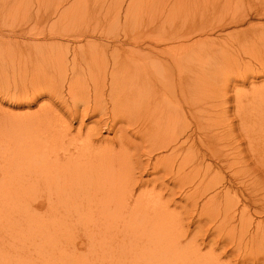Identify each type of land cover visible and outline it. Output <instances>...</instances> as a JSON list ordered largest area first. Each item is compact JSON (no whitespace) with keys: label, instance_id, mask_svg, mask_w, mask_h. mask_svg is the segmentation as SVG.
I'll list each match as a JSON object with an SVG mask.
<instances>
[{"label":"bare ground","instance_id":"6f19581e","mask_svg":"<svg viewBox=\"0 0 264 264\" xmlns=\"http://www.w3.org/2000/svg\"><path fill=\"white\" fill-rule=\"evenodd\" d=\"M17 1L18 0H16V2ZM110 1L109 2L112 3V8L110 5V7L104 5L106 8L101 6L105 8L104 11L101 12V16L105 13L109 15V8L112 10L114 9V13L111 11V18L108 16L110 19L107 21V25H104L102 31L100 32H102L104 35L111 34L113 36L114 34L112 25L117 26L123 22V40L126 41L125 43L132 42L134 49L130 52H125L122 49L124 45L123 42L117 43L116 41V43H114L112 46V52L108 53L107 55L105 54L106 57H104L102 54L100 56L98 54L99 52L96 53L97 50L95 49L98 48L96 41L88 40L87 46L89 48H87L88 50L86 52L78 53L77 51H74L72 57L73 69L71 70V74H78L75 70L77 58L79 55H81L85 61V65L87 66L89 79L92 82L91 88L89 86L88 88H85L82 93L80 91V99H83L81 101L89 102L91 104L90 108H86V110L90 112L91 115H96V113H99L97 110H100V108L104 106H101V103L110 99V102L113 103L111 106L112 111L110 110L111 108L109 110L111 113L115 112V114L118 115L116 110L120 111V109H122L123 111V108L126 107L135 96L136 101L133 102H136L138 108V114L134 115L136 131L140 132V135L146 139H149L148 145L152 148V151L166 148L169 149L174 143H176L177 135L175 134L176 131H173L174 133H170L165 132V130L163 132L161 131L162 134L159 133L160 126L163 123V120L160 119L164 117V119L168 118L166 123L168 120H170V111L173 108L172 104L174 102L167 97H162V95L165 94L164 90L171 89L172 87L174 89L177 88L178 93H181L180 95L182 96L184 104L186 105L185 110L188 112V114L192 115V111L197 104L196 99H198V97L195 96V89L197 87H200L201 89L208 87V85H210L208 83V78L211 77L207 75V71H202L203 68L200 67L201 70L197 73V75L191 74L190 76H182L179 74L180 72H177L179 77L176 73L178 78L176 77L177 81H175L173 76L174 73L171 71L166 72L163 68V66L167 64L165 59L166 57L163 54V49L157 48V46H160V44L166 40L172 39L180 42V39L183 38L184 40V37L185 39L190 40L194 35L211 34L219 30H224L226 27L230 26L238 27L245 21H248L252 13L258 12V8L264 10V4H253V0H213L212 3H210L212 5L209 9L210 11H208L207 8V10L204 8L206 6H202L204 10L200 9V6L204 5L208 0H161V2H159L160 10L156 15L157 17H153L152 14L151 17H148L147 19L149 22H142L143 20L139 19L138 17L144 13H150V9H148L149 4H151L152 9L156 5L154 3H156L157 0H127V2L121 0L119 3L115 0V2L113 0ZM76 2H79V0ZM262 2L264 3L263 0ZM20 3L23 2L21 1L19 4ZM13 4L11 5L13 7L9 6L7 8L8 15L11 12L17 14L18 10L20 11L22 8L16 3ZM58 6L59 5H56V7H54L53 14L56 13ZM244 6L248 8L246 9ZM188 12L192 14L194 13V17L192 19L189 18L192 17L191 15H187ZM62 13H64V11L60 14ZM106 14L104 17H106ZM180 14L183 16L187 15L185 18H189L190 20L181 19L180 21L182 26L176 28V31L172 29L175 32L174 34V32H171V29L167 30L166 28H174V25L177 22L174 21V19L176 17L178 18ZM98 15H95L96 18ZM150 19L154 22H152ZM95 23L96 22L94 20V24L91 26L92 28L90 30L85 28L86 30L83 34H80V36L85 34H94L97 30L95 29ZM52 29L49 28V31L53 32ZM114 29H116L115 26ZM127 29L132 30L133 33L127 32ZM143 33H148L151 35V38L149 40L147 39V41L142 39L138 40L137 38H142L141 35ZM262 33H264V31ZM262 33L260 34L262 35ZM237 34L238 33H236V35ZM260 34L258 35L257 33V38H254V35L250 39H257L260 41L259 38H262ZM112 39L115 40L116 37L111 38V40ZM200 39L203 44H201L200 41L199 43L197 42L199 39L196 41V43L193 41L192 42L198 46V49L202 50L200 51L204 53L203 57H205L206 53L210 54V50L214 47L208 43H204L206 40L204 41L202 37ZM180 43L183 47L186 45L183 42ZM3 44V42H0V81L4 78H10L12 80L15 79V77H13L15 73H17L20 77H22L21 79H23L27 73L31 72L33 69L30 70L25 68L27 61L24 59L23 62L18 64L16 69L13 68L9 63L2 64L4 48L1 46ZM141 44H144V46H141ZM32 45L34 46V49L42 53L43 60H46L47 56H56V58L59 57L60 59L58 60L56 67L48 70L44 69V61H42V63L39 65L41 69H38V71H33L30 80V83L33 85V89L28 92L32 95L30 99L34 100L36 95L33 94L41 89V85L46 88L47 93L53 94V97L58 98L60 96L62 98V94L64 92L63 87L66 85V76H68L66 72L69 65L66 58L68 50H60L59 46H57L60 45V43L55 41L48 47H42L45 48L44 51L41 49V44H27V46ZM142 48L145 49L142 50ZM48 49H55V52H51L52 50L48 51ZM185 49L188 50L189 47L186 46ZM222 50V53L225 50L228 51V49H225L224 51ZM24 52L23 54L30 55L28 51ZM170 52L167 53L165 51L166 55L168 54V57ZM221 52H219V57ZM196 53L195 54L198 55L200 52L196 51ZM196 55H194V58L199 59ZM178 56H174L172 54L170 55L169 59H171L173 62L180 61L182 56ZM223 56L217 60L218 64L222 62L235 63V61L239 63L240 60H242L238 58V56L234 55V53L229 54V52H226V54ZM148 57H151L152 60L145 64L142 60ZM186 57L188 56L186 55ZM192 60L194 59L192 58L191 61ZM260 60L262 61V59H258L261 64H264ZM182 62L186 63L187 61ZM202 63L204 64L207 62L201 61L200 64ZM178 64L179 63L176 65ZM206 65L208 66V64ZM179 66L181 65H178V67ZM262 66H260V69L264 71ZM219 67L220 65H215L214 69L220 70ZM96 69L98 71H96ZM131 70H133L135 73L132 74ZM33 76H36V78L42 81L43 84L39 83V85H34V80H32ZM53 77H55V79H53ZM72 80L74 81L76 79ZM216 80L218 81V79ZM220 81L223 82L222 80ZM70 82L72 83V81ZM163 82H165L166 86H161ZM221 82L220 84H223ZM81 83H83V80ZM129 87L131 88L129 89ZM210 87L213 89L212 83ZM260 88L262 89V87ZM67 89L69 95H72L73 92L76 91V89L70 85L67 87ZM106 89L108 90L107 93ZM254 91L257 93V89ZM28 93L23 92L22 95L27 96L29 95ZM256 93L253 94V96H255L254 98L258 100L259 104H254H256L257 107H261V109H263L264 107L261 105V103H264V96L261 93V95H259V93H257V95ZM174 94L176 93L174 92ZM106 95H108V98ZM73 97H77V94ZM52 105L54 104L40 105L38 110L35 112L5 113L0 110V264H68L65 255L59 251H56L54 248H57L56 245L63 234V228L69 223L71 226L76 223L81 224L83 227L85 226L91 228L106 225L119 229L121 226V229H129L131 231L139 229L143 230L147 227H153V234H148L147 230H144V233L146 240L148 241L149 238L150 242H152L154 245L162 244L164 242L163 239L166 236H173V234L171 235V233L167 231L174 228L173 223L175 219H173V208L175 203L170 201L173 199L169 200L167 198L166 200L161 194H158L157 192L147 193V191H143L138 195L135 194L136 176H134V174H136L135 170L138 168V166L133 164V159L136 160V158H139L140 154L139 156L138 154L133 155L128 151L130 146L134 143V139L126 137V132L123 126L120 125L116 127L118 122L125 119L126 117L121 114L119 115V118H117V116H114L112 113L113 116L111 115L109 122L110 127H108L107 130L112 133L113 136L110 137V135L107 134L109 138L106 137V139L104 137V139H99V137H96V135L99 134L98 131L100 130L101 125H106V122L102 121L101 118L95 119L97 121H94V125L86 128L85 133L82 134L80 130H82L83 120L81 119L82 116L79 117L80 123L79 126H77L78 128H76L77 133L71 134L70 128L64 125L62 120H60L54 113L56 110H54ZM107 107L105 108L107 109ZM157 119H159V121H157ZM125 121L131 124V122L127 119ZM211 122L212 121H210V123ZM99 123L100 126H98ZM151 148L148 149L150 150ZM172 148L174 149V147ZM174 152L175 151L173 150L170 155L165 154L157 159L158 163H165V165H163L164 168L166 169L168 167L171 174H176V170H179L178 166L175 169V160L174 162L172 160L169 161ZM149 153L150 151L148 154ZM185 161L186 159H184V162ZM188 161H190L189 158ZM160 166L161 164L156 168ZM234 204L236 205L237 203L234 201ZM234 204L232 203V205ZM44 206L46 208L43 213L34 211V209H40ZM242 210L243 209H241V211ZM213 212L214 209L212 211V215L214 214ZM124 214H126L128 217L125 222L122 218ZM217 215L218 214L215 216ZM215 216L213 218L217 219ZM228 216L226 217L227 219ZM230 217L231 216H229V219ZM70 218H73L75 222L71 221ZM232 218L235 217L232 216ZM120 219L122 221H120ZM220 220H222V218H220ZM243 224L244 223H242V225L239 224V227L233 225L230 226V229L228 228L229 230L233 231V235L235 234V231L236 233H240L237 237L239 244H243L242 240L245 234L248 233L249 237H252L253 234L249 233L250 231L247 227L249 225L246 226ZM259 225H262L261 222ZM255 226L258 227V222ZM223 227H225V225ZM262 232L264 233L263 226H261V233ZM230 233L232 234V232ZM257 233L259 234V232ZM263 233L262 235L264 236ZM258 234L256 236L261 235ZM263 238L264 237H262V239ZM248 239L250 240L251 238ZM230 241H232V239ZM238 242L236 241L237 244ZM178 243L179 241L177 238L176 246ZM230 243H233V241ZM254 243H257V240ZM261 243L263 244V242ZM221 244L224 245L223 243ZM239 244L238 246H241V244ZM188 245H191V243ZM188 245L185 246V250H179L176 248V246H174V242L169 241L167 253H172L174 257L171 259V264H177L178 261H182L184 258H190L191 256L188 252H192L194 254V258L193 260H186L185 264H233L230 260V262L227 261L226 263L219 262L218 260L220 257L218 258V256H215L213 253L212 254L215 257L210 254L211 256L209 255L210 258L208 259L205 257V255L207 256L209 253H206V251L202 253L201 249H199L200 245L197 244L199 247L195 245L197 248L194 246V244L193 247H188ZM225 247L223 248L224 252V249H226ZM257 247L258 246L255 248ZM156 250V247L147 246L146 243L144 244L142 253L144 254ZM229 251L230 250H228V252ZM245 251L243 253H245ZM235 252H231V255L228 253V255L235 256L236 254H233ZM255 252L256 253L246 251V254L241 253L243 255L239 253L241 257H243H240V260L238 259L236 263L247 264L249 262L248 264H255L257 262L258 264L260 263L259 260H262L261 262L264 263V249L258 251L257 248ZM236 257L238 258V256ZM160 263L161 262H148L146 259H142L139 262V264Z\"/></svg>","mask_w":264,"mask_h":264},{"label":"rangeland","instance_id":"374dc122","mask_svg":"<svg viewBox=\"0 0 264 264\" xmlns=\"http://www.w3.org/2000/svg\"><path fill=\"white\" fill-rule=\"evenodd\" d=\"M21 1L23 3L19 4ZM74 1L75 0H18L17 3L16 0H0V42L4 43V46H1L4 48L2 64L9 63L13 68L16 69L20 62L26 60L27 65L25 68L30 70L33 69L31 72H28L23 79H21L22 77H20L17 73L14 74L13 77H15V79L13 80L10 78L1 79L0 110L5 113L35 112L38 110L40 105L54 104L52 105L54 110H56L54 113L60 120H62L64 125L70 128L71 134L77 133L76 128H78L77 126H79L80 123L79 117L82 116L81 119L83 120L82 130H80L82 134L85 133L86 128L94 125V121H97L95 119L101 118L102 121L106 122V125H101L100 130L98 131L99 134L96 135V137H99V139H104V137L109 138L107 134H109L110 137L113 136V134L107 130L108 127H110L109 122L111 115L113 116L114 114V116L119 118V115L123 114L126 118L119 121L116 127L120 125L123 126L126 132V137L134 139V143L130 146L128 151L133 155L138 154L139 156L140 154L139 158H136V160L133 159V164L137 165L139 168L135 170L136 174H134V176H136L135 194L138 195L143 191H147V193L157 192L158 194H161L166 200L167 198L169 200L173 199L170 201L175 203V206L173 205V219H175L173 223L174 228L167 231L171 233V235L173 234L174 237L166 236L163 239L164 242L162 244L154 245L152 242H150L149 238L148 241L146 240L144 233V230H147L148 234H153V227H147L143 230L139 229L131 231L129 229H121V226L119 229L106 225L91 228L85 226L83 227L81 224L76 223L71 226L68 222L69 224L63 228V234L56 245L57 248L54 249L65 255L68 264H139L140 260L142 259H146L148 262L171 264V259L174 257L172 253H167V248L169 246V241L174 242V246H176L177 238L179 241L176 246L177 249L185 250V246H187L189 243H191V245H188V247H193V244L194 246L200 245V247H198L201 249L202 253L205 251L206 253H209L207 256L205 255L206 258L209 259L210 256L214 254L215 256H218V258L220 257L218 260L219 262L224 263L231 261V263L235 264L238 259L240 260L241 255L246 254V251L256 253L255 251L257 248L258 251L264 249V238L262 239L264 236L262 235L263 232L261 233V226L264 227V108L261 109V107H257V105L254 104L259 103L258 100L254 98L255 96H253V94L256 93V91H254L255 89H257V93H259V95L263 94L264 96V71L260 69V66L264 64H261L258 61V59H262V61H260L264 63V33H262L264 31V10L258 8V12L252 13L248 21H245L238 27L230 26L226 27L224 30H219L211 34L194 35L190 40H187L184 37V40L183 38L180 39V42L186 44L184 47L179 41L172 39L166 40L160 44V46H157V48L163 49V54L166 57L164 58L166 59L167 64H165L163 68L166 72L171 71L174 73L173 76L175 81H177L176 77L179 72V74L182 76H190L191 74L197 75V73L201 70L200 67H202V71H207V75L211 77L208 78V83L210 85L212 83L213 89L210 87V85H208L206 88L201 89L200 87H197L195 89V96L198 97V99H196L197 104L192 111V115L188 114V112L185 110L186 105L184 104L182 96L180 95L181 93H178L177 88L174 89L171 86L172 88L169 87L171 89L164 90L165 94H163L162 97H167L174 102L172 104L173 108L170 111V120H168L166 123L168 118L164 119V117L160 119L163 120V123L160 126L159 133L162 134V132L165 130V132L170 133H174L173 131H176L175 134L177 135V140L176 143H174L169 149L166 148L152 151V148L148 145L149 139H146L140 135V132L136 131L134 115L138 114V108L136 102H133L136 101L135 96L129 102V104L123 108V111L122 109H120V111L116 110L118 115H116L115 112H112L113 114L110 112V110L112 111L111 106L113 103L110 102V99L103 101L104 104L101 101V106H104H100L101 111L97 110L99 113H96V115H91V113L86 110L87 107L90 108L91 104L89 102L81 101L83 99H80V91L82 93L85 88H88L89 86L91 88L92 82L89 79L87 72L88 69L81 55H79L77 58L75 70L78 74H71V70L73 69V52H86L88 50L87 48H89L87 46L88 40L96 41L98 47L95 49L97 50L96 53L99 52L98 54L100 56L102 54L104 57H106L108 53L112 52V46L114 43H116V41L117 43L123 42L124 45L122 49L125 52L132 51L134 49V45L132 42L125 43L126 41L123 40V22L117 26L112 25L114 34L113 36L111 34L104 35L102 32H100L102 31L104 25H107V21L111 18V11L114 13V9H111V5L113 3L112 1ZM115 1L118 3L121 2V0ZM124 1L127 2V0ZM212 1L213 0H208L204 5L200 6V9L204 10L202 6H206L204 7L205 10L208 9V11H210L209 9L212 6L210 3H212ZM159 2H161V0H157L156 3H154L156 5L152 9L151 4H149L150 7L148 6V9H150V13H144L138 18L142 19V22H149L147 19L148 17H151L152 14L153 17H157L156 15L160 10ZM13 3L18 4L22 8L20 11L18 10L17 14L11 12V15H8L7 8L9 6L13 7L11 6ZM252 3L264 4L262 0H253ZM56 5H59L60 7L58 6L56 13L53 14L54 7H56ZM104 5L107 7L109 5L111 6V8L108 9L109 15L105 13L106 11L104 12L106 17H104L105 14H102L101 16V12L106 8ZM101 6H104L105 8ZM244 7L246 9L248 8L246 6ZM63 11L64 13L60 14ZM193 14L190 12L187 13V15L192 16L189 17L190 19L194 17ZM95 15H98V17L96 18ZM187 15L183 16L180 14L178 18L176 17L174 19V21H177L174 25V28L167 27L166 29H171V32L173 33L176 31V28L182 26L180 21L181 19L190 20L189 18H185ZM108 16H110V18ZM94 20L96 22V32L94 34H85L80 36V34H83L87 28L88 30L92 28L91 26H93ZM151 21L154 22L153 20ZM114 26L116 29H114ZM49 28H51L53 32L49 31ZM127 32L133 33V31L130 29H127ZM236 33H238V36ZM257 33L258 35L262 33V35L260 34L262 36V38H259L260 41L257 39L251 40L250 38L254 35V38L258 37ZM143 34L141 35L142 38L139 37L140 39H137L147 41V39L149 40L151 38V35L148 33H145L144 36ZM114 37H116V39L111 40V38ZM201 37L204 39V41L206 40L204 43H208L214 47L211 49L213 51L210 50L211 53H206L205 57H203L204 53L201 52L202 50L198 49L196 44H193V42L196 43L198 39L199 40L197 42L199 43ZM54 41L60 43V45H57L59 46L60 50H68V54L66 56L69 64L68 70L66 71L68 75L66 77L68 79L66 78V85L63 87V97H53V94L47 93L46 88L41 85V89L33 94L36 95L34 100H31L30 97L32 95L28 92L33 89V85L30 83L33 71H38V69H41L39 65L42 63V61H44V69L48 70L56 67L60 58H56V56H47L46 60H43L42 53L34 49L33 45L27 46V44H41V49L44 51L45 48L42 47H48L52 45ZM201 44H203V42H201ZM141 46H144V44H141ZM186 46L189 47L188 50L185 49ZM179 47L185 50L180 49ZM224 48L228 49V51H226ZM144 49L145 48H142V50ZM220 49L225 51L222 53ZM51 50L48 49V51L55 52V49ZM24 51H28L30 55L23 54ZM165 51L167 53L170 52L169 57L167 56L168 54L166 55ZM196 51L200 52L198 54L199 56L196 55ZM177 52L178 55L182 56L181 60L177 62L171 61V59H169L170 55L173 54L174 56H178ZM219 52H221L220 57ZM226 52H229V54L234 53V55L242 59H239L240 64L236 61L235 63L222 62L218 64L217 60L222 58ZM193 53L199 59H195ZM186 55L188 57H186ZM192 58L194 60L191 61ZM150 60H152L151 57H148L142 61L146 64L149 63ZM182 61L187 62L184 63ZM201 61L207 63H202V65L200 64ZM177 63H179L178 65L181 66L178 67V65H176ZM206 64H208V66ZM215 65H220V70H215ZM262 68H264V66H262ZM133 70H131L132 74L135 73V70ZM96 71L98 70L96 69ZM53 79H55V77H53ZM72 79L76 80L73 81ZM216 79H218V81ZM219 79L223 82H221ZM32 80H34V85H39V83L43 84V82L37 79L36 76H33ZM82 80L83 83H81ZM70 81H72V83ZM220 82L223 84H220ZM69 85L76 89L72 95L68 94L67 87ZM162 85L166 86L165 82H163L161 86ZM260 87H262L263 90ZM130 88L131 87H129V89ZM23 92H27L29 95H22ZM107 92L108 90L106 89V93ZM174 92L176 94H174ZM76 94L77 97H73L76 96ZM106 97L108 98V95H106ZM204 97L205 100L207 99L206 102ZM261 105L264 107V103H261ZM105 107H107V109ZM126 119L130 121L131 124L127 123L125 121ZM157 121H159V119H157ZM210 121L212 122L210 123ZM98 126H100V123ZM172 147H174V149ZM148 148L151 149L149 150ZM147 150L150 151L149 154V151ZM173 150L175 152L169 161L172 160L174 162L175 160V169L177 166L179 167V170H176V174H171L170 169L167 166L166 167L169 171L167 168L165 169L163 166L165 163H158L157 161V159H159L162 155H170ZM187 157L192 162L188 161ZM184 159H186L188 162H184ZM160 164L161 168H156ZM232 200H234L237 204L235 205L234 201ZM232 203L234 205H232ZM45 208L46 207L44 206L40 209H34V211L43 213ZM213 209L214 214L212 215ZM241 209L243 210L241 211ZM216 214L218 215L215 216ZM225 214L227 216L228 214L231 216L230 219L228 216L229 220L226 218L227 216ZM214 216L217 217V219L213 218ZM232 216L235 218H232ZM122 218L124 222L128 219L126 214H124ZM220 218H222V220H220ZM70 220L74 221L73 218H70ZM120 221L122 220L120 219ZM257 222L258 227L260 226L259 228L255 226L257 225ZM260 222L262 225H259ZM222 223L227 228L223 227L224 225ZM242 223H244L243 225L246 226L249 225L247 226L250 231L249 233L253 234L252 237H249L248 233L245 234L244 238L246 240L243 238V244L240 243L241 246H238L239 240H237V237L240 233H236L235 231V234L233 235V231L229 229L231 228L230 226L233 225L239 227V224L242 225ZM230 232H232V234ZM257 232H259L261 235H259ZM256 233L259 236H256ZM248 238L251 239L249 240ZM231 239L233 243H230L232 242L230 241ZM256 240L257 243H254ZM261 242H263V244ZM146 243L147 246L156 247L157 250L143 254L142 251L144 244ZM221 245L222 247L226 246V249H224L225 252L223 251L224 247L222 248ZM256 246L258 247L255 248ZM227 249L230 251L228 252ZM243 250H246L245 253H243ZM227 252L229 255L232 254L231 252H235L233 254L236 255L229 256ZM188 253L191 257L184 258L182 261H178L177 264H185V261L188 259L193 260L194 254L192 252ZM239 253L243 254L240 255ZM236 256H238V258ZM261 261L262 260H259L260 263L258 264H264ZM255 264H257V262Z\"/></svg>","mask_w":264,"mask_h":264}]
</instances>
